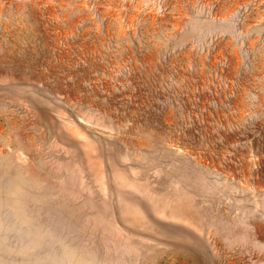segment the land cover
Segmentation results:
<instances>
[{
    "label": "rangeland",
    "instance_id": "rangeland-1",
    "mask_svg": "<svg viewBox=\"0 0 264 264\" xmlns=\"http://www.w3.org/2000/svg\"><path fill=\"white\" fill-rule=\"evenodd\" d=\"M0 264H264V0H0Z\"/></svg>",
    "mask_w": 264,
    "mask_h": 264
}]
</instances>
